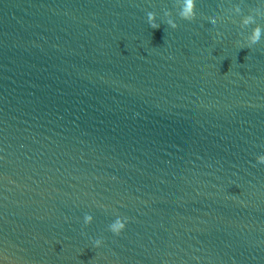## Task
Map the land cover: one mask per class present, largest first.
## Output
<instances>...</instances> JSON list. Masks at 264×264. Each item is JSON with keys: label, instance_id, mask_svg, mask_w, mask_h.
I'll return each mask as SVG.
<instances>
[{"label": "water", "instance_id": "obj_1", "mask_svg": "<svg viewBox=\"0 0 264 264\" xmlns=\"http://www.w3.org/2000/svg\"><path fill=\"white\" fill-rule=\"evenodd\" d=\"M179 9L0 0L9 264H264V0H195L190 20Z\"/></svg>", "mask_w": 264, "mask_h": 264}, {"label": "clouds", "instance_id": "obj_2", "mask_svg": "<svg viewBox=\"0 0 264 264\" xmlns=\"http://www.w3.org/2000/svg\"><path fill=\"white\" fill-rule=\"evenodd\" d=\"M194 3L195 0H180V9L178 12V17L185 19V20H190L194 16ZM146 16V22L149 26L152 28L158 27L157 21H156V13L152 11H148L145 14ZM164 17V22L171 28L176 27L175 21L171 18V15L169 11L165 10L163 13ZM252 17L247 16L244 17L241 21V23L248 25L252 23ZM207 24L209 25H214L215 24V17L213 14H209L207 20ZM262 34V29L258 24H254L253 27L250 29V31L247 34L246 41L248 44H255L258 42L261 38ZM255 160L258 163L264 164V153H259L255 156ZM92 216L88 213H85L83 216V223L85 225L89 224L92 221ZM127 222V218L116 216L110 223L107 225V230L111 233L119 234L125 227V224ZM93 247H98L102 243L101 238H96L91 241ZM0 264H9L7 258L0 253Z\"/></svg>", "mask_w": 264, "mask_h": 264}]
</instances>
